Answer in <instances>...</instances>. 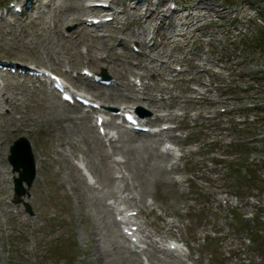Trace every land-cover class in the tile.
<instances>
[{
  "label": "rangeland",
  "instance_id": "rangeland-1",
  "mask_svg": "<svg viewBox=\"0 0 264 264\" xmlns=\"http://www.w3.org/2000/svg\"><path fill=\"white\" fill-rule=\"evenodd\" d=\"M156 1L134 6L112 0L118 13L103 26L79 23L99 13L86 0H27L20 14L0 10V59L43 66L115 107L149 97L147 107L182 114L174 117L179 127L171 131L182 157L158 161L163 141L158 151L139 147L141 173L157 161L168 170L153 174L146 193L131 194L126 181L111 178L121 175L113 169L120 156L98 137L95 113L77 118L84 112L48 86L1 72L0 264H100L94 259L99 246L103 264H138V258L144 264L174 263L163 250L154 251L157 263L143 250L135 255L125 248L120 227L99 218L103 201H113L105 200L110 191L150 203L142 206L141 217L165 240L185 241L182 264H264V110L249 109L264 105V0L242 10L243 0H174L189 8L190 16L181 19L168 15L172 0H159L157 6ZM0 6L7 9L8 0H0ZM234 9L241 12L234 16ZM132 44L144 53L133 51ZM177 65L184 71H176ZM83 67L97 74L105 70L111 84L85 79ZM135 76L144 79L145 92L131 85ZM141 100L135 102L145 104ZM21 136L37 169L31 186L23 181L25 192L18 195L19 172L8 155ZM118 144L127 148L139 141ZM94 147L111 157L83 151ZM173 162L178 169L171 171ZM167 221L175 226L164 227Z\"/></svg>",
  "mask_w": 264,
  "mask_h": 264
},
{
  "label": "bare ground",
  "instance_id": "bare-ground-1",
  "mask_svg": "<svg viewBox=\"0 0 264 264\" xmlns=\"http://www.w3.org/2000/svg\"><path fill=\"white\" fill-rule=\"evenodd\" d=\"M187 16H189V15H187ZM82 22L85 23L86 21L81 19L79 23H82ZM99 26H101V25H99ZM65 36L68 37L69 34L65 35ZM152 37L153 36L151 35V38ZM162 63H165V62L162 61ZM162 63H160V65ZM116 85H118V84L116 83ZM116 85H114V86H116ZM131 85H135V84L132 83ZM137 91H138V88H137ZM139 99H142L141 102L143 101V102H145V104L144 103L135 102V100H139ZM133 100H134V102H132L133 104L137 103L135 105V110L139 114L143 115V117L146 118L147 121L154 122V121L162 120V119H165L167 121V120L174 119V117H176V115H178V114H174L172 111H169L168 109L166 110V112L160 113L159 111H161L162 109H151L150 107H147V106H150L152 101H153L149 97L133 98ZM101 105H102V107L104 109H106V111L107 110L109 111L110 109H108V108L113 106V105H111L109 103H106V102H102ZM130 107L132 108L134 106L131 105ZM144 107H146L147 109H150V111H152L154 113L153 116H150L145 110H143ZM156 111L158 113H155ZM81 117H86V114L79 115L77 118H81ZM95 121H96V115H95ZM107 124L110 127H112V130H114L115 128L117 129L116 130L117 131V138L115 139L112 136L107 137L105 135L104 138H107V140H105V141H108L109 146L112 149L111 152L113 154L116 153L117 156H120L118 158H114L113 159L115 165L117 167H119V168L114 166L113 169L116 168L115 170L117 171V173L118 174L121 173V175H118V176L112 175L111 178L112 179H116V178L120 177V178H122V180L126 181L125 189L127 190V192H130L131 194H133L135 190H140V191L146 193V184H147V182L150 181L151 179L153 180V178H155L153 176V174L154 173L155 174L163 173V172H166L168 170L166 165L163 166V165L158 164L159 159L165 160V158H167L169 155H171L172 152L169 151L170 148L169 149L162 148V150L160 149L159 153L155 154L156 157H158V161L156 162V164L154 163V165H152V167H151L152 169L147 168V170L145 172L146 175L144 173L140 172V170H142V168L139 165L140 161H138V157L136 156V154H139V147L142 148V149L149 148V149H152V150L156 151L157 150L156 149V145H158V143H160V141L164 140V138L167 140L165 142H169V141L173 140L174 136L171 133L172 128L170 127V128H168L166 130L162 129L158 133H152V134L151 133H141L142 135H135V134L131 135V133L129 134L126 130H123L119 126V124L110 123L109 121L107 122ZM134 137L136 138V140L139 141V145H135L134 144V145L128 146L127 148L124 147L123 145L119 146L118 143H120L122 141L123 142L132 141ZM102 141H104V140H102ZM102 141H100V143ZM177 142H179V141H177ZM69 143H70V145H76L74 142H71V141ZM22 150L24 151V147H22V146H21V149H17L16 148L14 150V155L16 156V158H17V155L21 156V151ZM83 151L86 152L88 155H89V153L91 151L95 152V153L96 152L101 153L103 155L104 159L110 158L111 155H112V154H109L108 152H104L105 150H103V149H101L99 147L98 148L97 147L87 148V149H83ZM8 157H9V155H8ZM19 158H17L16 160L18 161ZM4 159H5V157H4ZM175 163L176 162H173L170 165V170L171 171H173L175 169H178L177 168L178 165L175 164ZM34 169H35V171L37 169V162L36 161L34 162ZM127 170L129 172V174H125V171H127ZM29 171H30L29 168L28 169L21 168L17 172H19V176L20 177L24 178L25 177L24 175H28ZM262 190L264 191V188ZM108 198L113 199V203L112 204H114V206H112L111 204H106V203H104L105 201H103V203H102L103 204V209L101 207L98 209L99 210V216H100L99 218H101V220L104 222V224L106 226H107V223L108 224L110 223L114 227H118V223L114 219V212H113L114 209L116 210V205H118V204L121 205L123 203H126L129 206H134L136 208H132V209L128 208L126 210H135L136 209L137 212H141L142 211V209H141L142 206H145V207L150 206V204H145V202L142 199H140L139 201L136 202L135 197L132 196V197L126 198V196H123L122 193L119 194L116 191H110V193L107 195L105 200H107ZM117 214L120 215L121 213H117ZM139 223H140V225H142L141 221H139ZM164 225L168 226V227H172V226H175V223H173V222L165 223ZM154 230L155 231H159L157 229H154ZM145 231H147V230H144V237L147 238L145 243H147L148 246L152 248V249H148L146 251V253H147L146 256L151 261L150 258L154 257L153 256L154 255L153 246L155 245V242H157V241H156V239H154L153 234L151 233V231H148L147 233H145ZM120 236H121V239L123 241H126V239H125V237L123 236L122 233H120ZM161 239H162V237H160V240ZM115 248H118V246L116 245ZM125 248H127L130 252L136 254V250L132 249L131 247L126 246ZM162 250L166 251L165 248H163ZM103 255H104V253L101 251V247L99 246L96 249V252H95V255H94L95 261L99 262L100 264L105 263V257ZM155 259L157 260V263L160 262V260L158 258H155ZM121 260H122V262H124L123 258ZM182 261L183 260L180 257L174 263L170 262V260H167L166 262L169 263V264H182ZM161 262H162V260H161ZM112 263L115 264L114 262H112ZM138 264H143V262L139 258H138Z\"/></svg>",
  "mask_w": 264,
  "mask_h": 264
},
{
  "label": "water",
  "instance_id": "water-1",
  "mask_svg": "<svg viewBox=\"0 0 264 264\" xmlns=\"http://www.w3.org/2000/svg\"><path fill=\"white\" fill-rule=\"evenodd\" d=\"M103 76H106L105 72H102ZM21 146L24 147V151H21V156L17 155L18 161L16 160V156L14 155V150L21 149ZM9 163L12 165L13 171H19L21 168L28 169L29 173L28 175H24L25 177H18L15 178V191L16 194H23L25 192V189L23 188L22 182L25 181L27 184V187L31 186L34 178H35V169H34V158L33 153L31 151V147L27 139L23 136L19 137L18 140H16L13 145L10 147V155L8 157ZM15 160V161H14ZM26 210L31 212L30 206L25 203Z\"/></svg>",
  "mask_w": 264,
  "mask_h": 264
},
{
  "label": "trees",
  "instance_id": "trees-1",
  "mask_svg": "<svg viewBox=\"0 0 264 264\" xmlns=\"http://www.w3.org/2000/svg\"><path fill=\"white\" fill-rule=\"evenodd\" d=\"M258 43H261V42H258ZM261 45V44H260Z\"/></svg>",
  "mask_w": 264,
  "mask_h": 264
}]
</instances>
